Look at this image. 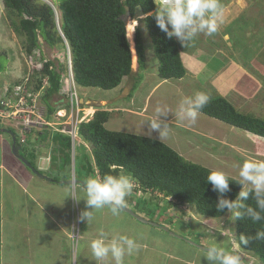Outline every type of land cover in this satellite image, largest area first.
Returning <instances> with one entry per match:
<instances>
[{
	"label": "trees",
	"instance_id": "trees-1",
	"mask_svg": "<svg viewBox=\"0 0 264 264\" xmlns=\"http://www.w3.org/2000/svg\"><path fill=\"white\" fill-rule=\"evenodd\" d=\"M3 1L6 9L20 18L14 28L26 38L23 45L27 54L40 47V39L45 43L46 39L49 40L47 44L51 48L61 49L64 46L54 18L55 11L60 12L61 28L71 48L76 86L109 91L119 87L125 78H134L135 55L129 40L133 35L129 31L134 27L131 29L128 23L126 25L123 18L129 14L131 19H135L138 12L146 15L145 24L159 61V77L163 80H181L186 75L176 39H169L157 27L154 17L149 15L155 11L154 0H62L58 5L52 2L55 8L39 0ZM135 43L140 72L145 69L146 54L138 31ZM56 62L50 61L42 70V77L48 76L50 81V87L42 98L48 108V119L56 112L58 104L54 98L60 96L61 80L65 72L62 71V65ZM140 74L137 78L143 77ZM16 79L10 84V89L19 84V78ZM136 87L131 85L128 97H132L131 92ZM201 113L264 138V120L239 113L222 97L210 99ZM109 118V111L99 109L91 118L80 122L78 135L82 149L75 158L76 179L84 182L90 174L103 177L106 174L119 175L123 171L134 177L137 192L149 194L150 200L152 197L161 200L157 203L159 207L191 205L198 214L210 218H221L227 213V209L222 212L216 210L217 193L206 179L212 169L186 160L158 139L109 130L105 126ZM7 129L16 136L12 128ZM44 131L36 135L41 141H47L51 151L48 176L54 183L65 181L67 175L62 170L72 163L71 138L51 128ZM17 143L19 145L18 139ZM28 160L35 167L33 160ZM78 164L82 170L80 176H77ZM229 182L230 191L226 198L235 199L241 186L236 184L239 181L230 177ZM162 202L167 203V206H161ZM245 203L256 207L251 196ZM148 213L152 214L150 210ZM174 216L172 221H166L169 225L178 220ZM236 231L239 246L254 254L264 264V240L253 238L248 245L239 243L241 235L254 237L256 231H264V221L253 223L250 218L244 217L236 220Z\"/></svg>",
	"mask_w": 264,
	"mask_h": 264
},
{
	"label": "crops",
	"instance_id": "crops-1",
	"mask_svg": "<svg viewBox=\"0 0 264 264\" xmlns=\"http://www.w3.org/2000/svg\"><path fill=\"white\" fill-rule=\"evenodd\" d=\"M253 7L254 4L252 9ZM3 20L2 15L0 16V23H2ZM5 28L6 31L13 30L12 27L8 29L7 26L4 27L3 30H5ZM257 29L258 27L255 29L257 32L256 34H250L253 38V40H250V46L253 47V49L249 47L248 54H243L242 56H240V54L237 55L235 51L236 46L230 40L231 37L229 34H226L224 37L225 41H223L225 43H217L216 46L219 48L216 49L213 55H208L209 58L204 57L206 51L202 48H198L194 52L187 51V56L189 57V61H192V64L189 63L188 69L184 67L186 69L185 77L188 75L187 71H192V74H194L192 75V85L190 86V84H187L190 86L191 91L198 93L196 91L197 87H200L201 84L204 86L208 85L207 87L212 90V94L216 93L218 97L224 98L239 113L264 120V97L255 94V88L253 92L255 96L251 98V93H248L247 89V87L258 86V80L263 78L260 72H264V39H261L263 32ZM252 30L254 29L252 28ZM255 40L263 42L254 43L253 41ZM200 50L203 51L201 54ZM17 55L21 58L22 55L24 56L23 51L21 54L20 51L17 52ZM6 57L11 59L9 69L13 68L15 70L13 71V73L15 72L13 76L19 78L20 75H16V73H18L17 63L21 65L23 58L19 60L17 57H13L14 59L12 60L11 56L7 55ZM183 60H185L184 56L182 62ZM12 62L17 63L12 65ZM185 77L176 81H182ZM168 81L169 80L160 78V81L155 84L156 86L154 89ZM123 83L115 90V93L117 91L119 92V94H117L119 97L112 98V101L115 100L120 103V106L124 102L121 100L123 95L130 94H123L121 92ZM210 84H213L212 87H210ZM174 86H176L179 95H182L184 98L187 97V95H184V89L181 86L177 84ZM81 88L88 89L85 87ZM200 90L203 91L202 89ZM133 96L134 95H132L129 102H126L128 107L131 108L128 110L130 112L129 114L147 120L156 115V113L153 112L148 113V98L146 104L142 106V108L141 106L137 108L138 110L132 108L134 106ZM103 101L109 103L107 99H102L101 102L103 103ZM92 102L94 104L98 103L94 100H87L85 104L91 105ZM118 108L119 107H114L111 111H108H110V113L118 112ZM175 114L176 113H169L167 116H161L160 119L164 123H167L169 127L173 124L172 126L178 125L179 127H177L180 129H189L195 135L208 140L211 145L218 144L219 146H224V148L230 146V152L232 148L248 152L249 143L254 140L251 137L245 136L243 133L240 135L246 139L241 138L239 142V139L233 140L231 137L228 139L225 138L228 129H223L225 127L220 125L224 122L201 112L196 122L192 124L202 126L200 122L209 121L212 123L210 126L203 127L205 130H199L190 126L191 124L189 121L177 119ZM204 116L207 117L204 118ZM110 119L111 116L105 124L107 129H109L108 125ZM225 125L234 127L226 123ZM141 127L143 128L144 126ZM230 132L234 136H237L235 134H239L236 133L235 129H231ZM4 134L5 133L2 132L0 133V153H2L0 156V264H73L74 260L76 264H88V256L91 257L88 245L92 239L97 237L100 230L105 231L109 236L126 235L134 238L136 242L141 245L137 252L125 256V264H166L169 260L168 257L177 260L175 264H184V259L181 258V256L164 250L165 246L162 245V239L164 238L165 244L169 245L172 242V238L160 235L159 231L150 228L153 226L139 222L124 211H121L119 216H113L106 207L96 210L91 222L86 223L80 221V213L86 210L85 202L81 200L77 203L70 196L76 190H82L83 185L77 184L79 186L76 187L75 185L54 183L52 180L37 178L20 161V166H16L14 163L8 165V154L15 159L17 158L11 153L12 139L6 137ZM197 140H199V138ZM199 143H202L201 139ZM180 155L183 156V151L181 150ZM47 169H50L49 165ZM46 176L49 177L48 174ZM146 195L147 194L142 193V197L145 199H147ZM130 201L131 202L128 203L126 200L125 207L133 210L141 217L148 219L147 215H150V213H148L149 209L147 205L145 203H140V200L138 203L133 200ZM151 201L153 203H158L161 200L152 197ZM164 205L165 202H162L161 206ZM170 206L171 205H169V210L171 209ZM87 210L90 211L91 209ZM171 215L175 217L174 215L176 214L174 213ZM179 220L180 219H178L175 224H177ZM151 221L155 222V220ZM162 221L163 222H160V224H164L174 232L176 231L174 230L175 224L169 225L166 222L167 220L162 219ZM156 222L159 223L158 220H156ZM198 250L202 252L200 249ZM89 264H95V262H89Z\"/></svg>",
	"mask_w": 264,
	"mask_h": 264
},
{
	"label": "rangeland",
	"instance_id": "rangeland-1",
	"mask_svg": "<svg viewBox=\"0 0 264 264\" xmlns=\"http://www.w3.org/2000/svg\"><path fill=\"white\" fill-rule=\"evenodd\" d=\"M51 1L55 5H58L59 2H61L62 0H51ZM220 3L223 8V23L219 25L216 33H214L212 36H206L203 33H201L196 37V39L190 45H187L185 47H182L181 43L178 40H176L181 49V56L182 58L184 56V59L186 60V61L183 60V62H184V66L187 69L189 63L192 64V61H189V57L187 56L188 54L187 51L194 52L198 48H202L204 49V51H206L205 52L206 54L204 56L205 58L208 57V55L211 56L214 54L216 49L219 48L218 46H216L217 43L218 44L225 43L223 41H225L224 37L226 34H229V36L231 37L230 40L236 46V50L235 49L234 50L236 51L237 55L240 54V56H242L243 54H248L249 47L253 49V47L250 46V40L251 39L253 40L250 34H256L257 32L255 29L257 27H258L257 30H261L263 32V36L261 37V39H264V0H256V1L255 0H220ZM253 4L254 7L252 9ZM2 15L4 20L2 23H0V93L3 92L5 86L12 84L15 80H17L13 76L15 75L14 74L15 72L13 73V71L15 70L13 68L9 69L11 59L9 57H6V55L11 56L12 60L15 57H17L19 60H22L23 58L21 65H18L17 62L15 63L12 62V65H15L17 63L18 73H16V75L17 74L20 75L19 76L20 78H23L24 75L27 74L28 69H30V66L27 65L28 62L26 63V57H25L26 52L23 53L24 56L22 55L21 58L17 55V52L19 51L20 54L22 51L24 52L25 49L23 43L26 40V38L22 34L17 33L14 28V24L16 23L15 25H17L20 18L18 15L16 14L14 15L10 11H8L4 5V1L0 0V16ZM145 18L146 15H140V12H138V15L137 17H135V19L128 20V24L131 26V29L134 27L132 31L128 30L130 34H133L131 35V37L129 36L130 37L129 40L131 43L132 52L135 55L134 75H133L134 78L124 79L123 81L124 83L122 82L123 89H121V92L123 94L130 93L131 85L134 84V86L137 87L133 92H131V94L133 93L134 95L133 96L134 106L132 108H136V110H138L137 108L139 106H141L142 108V106L146 104V100L148 98L147 101L148 102L147 107L149 108L148 113L150 112L156 113V109L158 107L169 110V113H176L180 103L182 102L181 99L184 97L178 94L179 92L176 86L174 85L177 84L181 86L184 89V95H187V97L194 96L196 92L190 90V86L192 85L191 84L192 75L194 74H192L193 73L192 71H187L188 75L185 77L184 80L182 81L169 80L168 82L170 83L168 82L164 83L160 85L158 88L154 89V87L156 86L155 84L158 81H160V78L158 76L159 61L156 55L155 45L152 41V37L148 32L145 24ZM6 26L8 29H11L12 27L13 30L6 31V28L5 30H3L4 27ZM252 28L254 30H252ZM136 31H138L141 35L142 44L146 54L145 69H143L140 72L137 66L138 56L135 45ZM46 41L47 43H50L49 40L46 39ZM253 42L257 43L263 41L255 40ZM41 44L43 46L40 45V47L42 48L41 50L42 52H44V55L48 56L52 61L55 62L58 61L56 63L62 65L63 67L62 71L66 72L67 53L64 47H61V49H55V48L52 49L49 47L50 45L48 44L49 46H47V44L42 39H41ZM200 51L201 54L203 51L202 50ZM138 73H141L140 75L143 74L142 75L143 77L137 78ZM260 74L263 78L261 80H258V86L247 87L248 93H251L250 95L251 98H253L255 94H259L264 97V72H260ZM187 84H190V86H188ZM212 85L213 84H210V87H212ZM201 86L197 87L196 89L197 92L206 93L207 95H209L210 98L218 97L216 93L212 94V90H210L207 87L208 85L204 86L203 84H201ZM119 87H117L116 89H118ZM116 89L107 91L101 88L82 89L81 87L76 86L75 90H77L76 94L79 97V104L81 108L83 107L82 109H85V113H82L81 118L85 120L91 118L93 113L99 109L111 111V109H113L114 107H119L118 112L110 113L111 119L108 125L109 130L125 132L130 134H139V135L158 139L159 141L165 143L166 145L177 151L179 154H180V150L183 151V157L186 160L196 164H200L212 170L223 171L224 173L227 174L228 177L236 179L237 181H239V176H238L239 166L245 160L250 158L264 160V139L254 136L253 134H250L249 132H246L244 130H240L239 128L227 126L225 125V123L220 124L225 127L223 129L226 130L228 129L227 136L225 138L228 139L231 137L233 140L239 139L238 140L239 142L241 138H245L240 135L243 133L245 136L254 139L252 142L249 143V149H247L248 152L246 151L243 152V150H239L235 148H232L230 152L229 150L230 146H226L225 149L224 146H219L218 144L211 145L209 144L208 140L195 135L189 129L186 128L180 129L178 128L179 127L178 125H177L178 127L172 126L173 124L169 127V134L167 137L160 140L159 133L156 131L151 132V135L149 136L147 134L148 133L147 125L142 124L145 123L147 119L129 114L130 112L128 110L131 108L128 107L126 103L130 101V97H128L129 95L127 94L123 95L121 100H123L124 102L122 103L121 106L120 103L116 102L115 100L112 101V98L117 97L118 96L117 94H119L118 91L115 93ZM200 89H202L203 91H201ZM254 89H255V94L253 93ZM81 99L85 100L84 103L81 101ZM102 99H107L108 100L107 102L109 103H106V101H103L102 103L101 102ZM115 99L118 100L117 98ZM87 100L90 101L94 100L97 101L98 103L94 104L92 102L91 105L89 104L87 105L85 104ZM54 102L58 104L57 107H59L60 105H64V107H66V105L68 104V97H66L64 94H60V96L54 98ZM53 105L55 107L54 103ZM43 111L44 110H42V113ZM61 113L64 115V112ZM205 117L207 116H204V118ZM200 123H202V126L193 125L192 123H190L191 124L190 126H193L199 130H205L203 129V127L205 128V126H210V124H212L209 121L200 122ZM141 126L144 127L142 128ZM0 127L10 128V125L0 120ZM231 129H235L236 133L239 134H235L237 136H234L230 132ZM43 131L44 130H42L41 132ZM41 132L33 131L31 134H28L26 145L25 147L22 148L21 152L25 154V156L28 159L33 160L35 167L40 171L41 174L47 175L48 174L47 167L51 160V151L50 148L48 147L47 141L46 142L41 141L39 136L36 135V134H40ZM4 135L10 138L9 134H4ZM16 137L19 140L20 136L17 133H16ZM198 138L199 140L200 139L202 140V143H199V140H197ZM80 143L81 141L79 139L76 149V155L80 153V148L82 149ZM88 150L90 151V148ZM1 154L2 153H0V156ZM19 161L20 160L15 159L14 157H11L8 154V160H7L8 165H12V163H14V165L20 166ZM73 163H74V159L72 157V163L70 165H67L62 170L63 173H66L67 180H71L73 179L74 176H76L75 170H73L74 168ZM77 167H78L77 176H80L82 170L80 169L79 164ZM35 176L37 178H40L37 175ZM89 177H96V176L94 174H90L87 178ZM75 186L77 187L79 185L76 184ZM74 193L77 197H81L83 195L81 189L76 190ZM136 195H139L138 200ZM146 196L147 199L144 200L141 199L140 203H144V201L146 200L145 203L148 209L152 212V215L151 214L147 215V218L149 220H155V222L156 220H158L159 223L163 222L162 219L167 220V222L172 221L173 216L171 214L175 213L178 216V219H180L177 222V224H175L176 226L174 227V230H176L175 233L177 235L189 239L193 242L202 244L206 247L210 246L213 243H216L218 244V246L224 247L226 248V250L239 255L241 258V264H263L258 259V257H256L254 254L250 252L245 251L239 246L236 236L237 233L236 221L234 222L230 221V219L228 218L229 217L228 212L221 218H210V217L200 216V214H198L194 209V207L191 205L175 207V205L171 204L170 210L169 208L159 207L157 203H153L150 200L149 194H147ZM141 197H142V193L137 192V189L134 188L132 192L126 197V200L128 203L131 202L130 200H133L138 203ZM166 206L167 203H165V207ZM150 228L159 231L160 232L159 234L164 237L172 238V242L169 245L165 244L164 238L162 239V245L165 246L164 250L170 251L169 253L172 254L174 253L176 255L181 256V258L184 259L183 262L184 264H191V263L208 264V262L203 258L204 251L201 250L202 252H200L198 248L188 244L187 242H185V240L173 237L169 233H166L154 227H150ZM226 230H231L233 234L231 231H226ZM89 259L90 257L88 256V264L90 262ZM168 259L169 260L166 264H175L177 262V260H174V258L172 257H168Z\"/></svg>",
	"mask_w": 264,
	"mask_h": 264
},
{
	"label": "clouds",
	"instance_id": "clouds-1",
	"mask_svg": "<svg viewBox=\"0 0 264 264\" xmlns=\"http://www.w3.org/2000/svg\"><path fill=\"white\" fill-rule=\"evenodd\" d=\"M39 1L55 8L51 0ZM154 3L156 5L155 11L149 13V15L154 17L157 27L169 39L178 40L182 47L190 45L201 33L212 36L217 32L219 25L223 23V8L220 0H154ZM54 18L59 35L64 42L63 47L67 53L66 57L69 55L72 60L71 48L62 31L61 14L58 10L55 11ZM40 45H42L41 39ZM47 46L49 45L47 44ZM39 49L42 48L39 47ZM23 53H25V50ZM42 53L44 55V52ZM50 61L52 60L50 59ZM209 100V95L203 92H198L192 97H185L175 114L176 118L195 123L201 110L209 103ZM168 114L169 110L167 109L160 107L156 109V115L144 123L148 127L147 134L149 136L153 131L159 133L160 140L168 136L169 125L160 119L161 116H167ZM73 166V170H75V162ZM238 176L239 182L236 184L241 186V190L237 193L235 199H228L226 194L230 191V182L227 174L223 171L213 170L207 175V183L211 184L212 190L217 193V203L215 204L217 212L227 209L228 218L233 222L242 220L244 217L250 218L253 223L264 221V215H262L264 213V160L256 158L245 160L239 166ZM73 179L77 180L76 176ZM135 183L134 177L123 171L119 175L106 174L103 177L87 178L82 188L83 196L77 197L74 192L70 196L77 203L81 200L85 202L86 210L80 213L79 220L89 223L93 220L96 210L106 207L113 216H119L126 206V197L135 188ZM250 196L255 200V208L245 203ZM253 238L264 240V231H256L254 237L241 235L239 243L248 245ZM140 247L141 245L134 238L126 235L109 236L108 233L100 230L97 237L92 239L88 245L91 253L89 261H94L95 264H125V256L132 255ZM203 258L208 264H241L239 255L218 246L216 243L204 249ZM73 264H76L75 260Z\"/></svg>",
	"mask_w": 264,
	"mask_h": 264
},
{
	"label": "built area",
	"instance_id": "built-area-1",
	"mask_svg": "<svg viewBox=\"0 0 264 264\" xmlns=\"http://www.w3.org/2000/svg\"><path fill=\"white\" fill-rule=\"evenodd\" d=\"M66 72L62 76L60 94L68 97L66 107L60 105L51 119L47 118L48 108L42 98L50 87L48 76L42 77V70L50 62V58L43 55L41 49L35 48L26 55V63L30 66L27 74L19 78V84L10 89V84L5 86L0 93V120L10 125L19 136V145L25 147L28 134L33 131L41 132L44 129H53L70 136L72 141V157L75 162L76 148L80 139L78 126L82 119V109L79 97L76 94L72 60L66 57ZM41 81V84H40ZM42 110L43 113H42ZM64 112V115L61 113Z\"/></svg>",
	"mask_w": 264,
	"mask_h": 264
},
{
	"label": "water",
	"instance_id": "water-1",
	"mask_svg": "<svg viewBox=\"0 0 264 264\" xmlns=\"http://www.w3.org/2000/svg\"><path fill=\"white\" fill-rule=\"evenodd\" d=\"M129 18H130L129 14L126 17L123 18V20H124L126 25L128 23V20H130ZM81 101L84 103L85 100L81 99ZM0 131L3 132V133H7V134H9L11 136V139H12V153L18 160H20L26 166V168H28L33 174L39 176L42 179L52 180L50 177H47L46 175L41 174L40 171L36 167H34L25 156L22 155L21 147H20V145H18L16 136H15V134L12 131H10L8 129H5V128L4 129H0ZM59 183L60 184H69V185H76V184L83 185L84 184L83 181L75 180V179L65 180V181H61ZM122 211H124L125 213L130 214L132 217H134L139 222H141L143 224L151 225V226L156 227L158 229H161L162 231H164L166 233H169L171 236L176 237L178 239L185 240V242H187L188 244H190V245H192V246H194V247H196V248H198V249H200L202 251H204V249L207 248L206 246H204L202 244L193 242V241H191L189 239H186L184 237H181V236L177 235L175 232L171 231L168 227H166L163 224H160V223H157V222H153V221H150L148 219H145V218L141 217L140 215H138L133 210H131V209L127 208V207H124V209Z\"/></svg>",
	"mask_w": 264,
	"mask_h": 264
}]
</instances>
